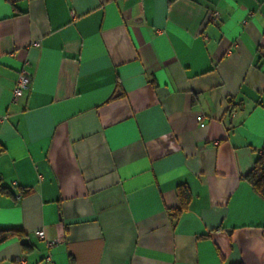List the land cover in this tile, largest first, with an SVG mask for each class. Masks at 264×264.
<instances>
[{
    "label": "crops",
    "instance_id": "obj_1",
    "mask_svg": "<svg viewBox=\"0 0 264 264\" xmlns=\"http://www.w3.org/2000/svg\"><path fill=\"white\" fill-rule=\"evenodd\" d=\"M263 147L264 0H0V264H264Z\"/></svg>",
    "mask_w": 264,
    "mask_h": 264
},
{
    "label": "trees",
    "instance_id": "obj_2",
    "mask_svg": "<svg viewBox=\"0 0 264 264\" xmlns=\"http://www.w3.org/2000/svg\"><path fill=\"white\" fill-rule=\"evenodd\" d=\"M245 179L252 186L255 192L264 197V147L261 150L260 155L256 158L252 169L246 174ZM177 196L180 205L170 213L175 218L184 209L189 198L188 189L186 186L180 185L177 187ZM16 237L21 241V245L25 246L23 242L24 234L21 230L4 228L0 229V243L8 238Z\"/></svg>",
    "mask_w": 264,
    "mask_h": 264
},
{
    "label": "built area",
    "instance_id": "obj_3",
    "mask_svg": "<svg viewBox=\"0 0 264 264\" xmlns=\"http://www.w3.org/2000/svg\"><path fill=\"white\" fill-rule=\"evenodd\" d=\"M31 78L27 74L20 71L17 75L15 85L12 90V100L17 101L19 98L23 97L24 93L28 90ZM196 120L200 126L204 125V116L198 115ZM37 236L43 237V231L39 230L36 232ZM50 245V243H48ZM18 264H26L24 258H18Z\"/></svg>",
    "mask_w": 264,
    "mask_h": 264
}]
</instances>
